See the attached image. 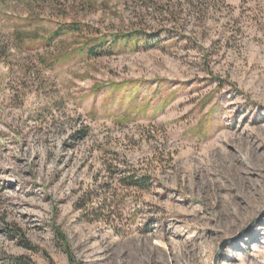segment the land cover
I'll list each match as a JSON object with an SVG mask.
<instances>
[{
    "label": "rangeland",
    "instance_id": "374dc122",
    "mask_svg": "<svg viewBox=\"0 0 264 264\" xmlns=\"http://www.w3.org/2000/svg\"><path fill=\"white\" fill-rule=\"evenodd\" d=\"M175 263L264 264V0H0V264Z\"/></svg>",
    "mask_w": 264,
    "mask_h": 264
},
{
    "label": "bare ground",
    "instance_id": "6f19581e",
    "mask_svg": "<svg viewBox=\"0 0 264 264\" xmlns=\"http://www.w3.org/2000/svg\"><path fill=\"white\" fill-rule=\"evenodd\" d=\"M258 147L261 148L260 146H258ZM256 148L257 147L250 146L251 150H253V149L256 150ZM259 148H257V150ZM260 156L263 157L262 155H260ZM234 163L237 164V165L239 164V167H238V169H236L235 174H232L233 176L231 175V177L228 179L229 185L230 184H235L236 186H238L239 188H241L243 190L247 189L248 190L247 193H249V195H251V197L254 194V197L256 198L257 195L255 196V194H256V190L257 189H256V186H255V180L257 178H259V174L257 172H255V171H253L252 169L250 170V169L243 168L240 165L238 159H236V158H234ZM226 183L224 182L223 184H219V186L217 185V189H218L219 192H222V191L226 190V188L228 186V184H226ZM230 200H233L234 202H236L238 204H241L240 196H238V197L237 196H233V197L229 198V201ZM219 204H222L221 201L217 203V205H219ZM224 206H225V204H224ZM175 264H179V263H175Z\"/></svg>",
    "mask_w": 264,
    "mask_h": 264
},
{
    "label": "trees",
    "instance_id": "16d2710c",
    "mask_svg": "<svg viewBox=\"0 0 264 264\" xmlns=\"http://www.w3.org/2000/svg\"><path fill=\"white\" fill-rule=\"evenodd\" d=\"M133 37H136L137 39H142V37L141 36H139L138 34L136 35V36H134V35H122V36H119V37H116V38H114V40H113V44H117L118 42H123V43H125V44H127L128 42H131L132 41V39H133ZM141 37V38H140ZM137 43V42H136ZM135 43V44H136ZM124 44V45H125ZM89 53L90 54H94V49H90L89 50ZM133 177H128V178H123L122 179V181L123 180H128V182H123V183H125L127 186H134V185H137L136 183H140V184H145L146 183V179H145V177H141V178H139V179H137V182L135 183V182H133ZM62 239V238H61ZM65 249H66V254H67V257H68V261H70L71 263L72 262H74L73 261V256H72V254H71V252H70V250L68 249V247L67 246H65Z\"/></svg>",
    "mask_w": 264,
    "mask_h": 264
}]
</instances>
